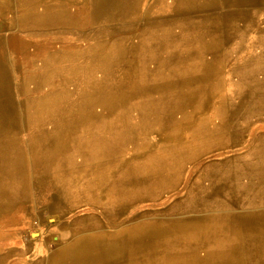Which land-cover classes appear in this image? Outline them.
I'll list each match as a JSON object with an SVG mask.
<instances>
[{"label": "rangeland", "instance_id": "374dc122", "mask_svg": "<svg viewBox=\"0 0 264 264\" xmlns=\"http://www.w3.org/2000/svg\"><path fill=\"white\" fill-rule=\"evenodd\" d=\"M185 39L212 60L187 71ZM259 61L264 0H0V264H264V217L248 218L264 158L247 160L264 114L212 111L234 103L218 81ZM191 77L202 109L175 103L176 124L148 126L140 106L162 111ZM150 151L167 183L125 173Z\"/></svg>", "mask_w": 264, "mask_h": 264}, {"label": "bare ground", "instance_id": "6f19581e", "mask_svg": "<svg viewBox=\"0 0 264 264\" xmlns=\"http://www.w3.org/2000/svg\"><path fill=\"white\" fill-rule=\"evenodd\" d=\"M187 41V39H185ZM188 42V41H187ZM225 46V49H230L231 48V43H223ZM202 44L200 42L196 43L195 45H191L190 42H188L186 45L183 46V50L186 49V57H187V65L184 66L188 67L192 66L195 61L199 62H207L211 61L212 56H204L200 54ZM237 48H235L233 51H236ZM202 56V57H200ZM199 60H198V59ZM182 60V59H181ZM180 59H176V61H173L174 63L180 62ZM250 70H248V73L244 69H239L238 71L234 70L233 73L230 74V79L227 81H222L221 79L218 81V85L216 86V89L220 88H225L230 91L233 97V104L230 106H225L222 101L217 102L214 107L212 106V111L214 118L220 117V121L222 123V120L225 118L232 119L234 122L238 123L239 121H245L250 120L251 118H256L257 114H264V61H259L257 63L251 64ZM247 77V78H246ZM174 89H169L167 91V99L165 101L160 102V105H163V110L160 112H156L154 108H151L150 104H142L138 110H141L138 114L140 116H143L146 118L148 121V126L149 125H160L164 126L167 124V122H170V126H173L176 124L174 118L172 115H167V107H172L173 105H179L181 106H186L191 105L192 103L196 102L197 105V110L202 109L201 106L203 100H201L199 96V90L200 88L196 85V78H188L184 82V85L182 86V89H178L175 85L177 84L176 81H173ZM181 84V83H180ZM181 86V85H180ZM183 96L182 99L176 101V98L179 97V95ZM243 96L244 101L239 97ZM199 100V101H198ZM237 100V101H236ZM236 101V102H235ZM195 103V104H196ZM144 106V107H143ZM143 107V108H142ZM195 107V106H194ZM235 107V108H233ZM195 110V111H197ZM185 117H187L189 114H182ZM139 116V117H140ZM174 121V122H173ZM169 126V128H170ZM203 127L199 131H194L193 133L190 134V137L187 138V144L193 143L194 139L199 137L201 134L206 131ZM118 131V130H117ZM116 131V132H117ZM218 132V131H217ZM101 133V136H103V132ZM218 133L215 135L217 136ZM98 136V135H97ZM89 148L92 150L93 153L97 152H104L103 149H101L100 144H99V139L97 137H93L92 139V144L89 146ZM179 153H180V162L178 163L177 167L179 168L183 163L182 161L185 159H189L192 155L188 154L187 149L182 145L179 147ZM264 149V146L260 145L259 148H256L250 155L249 159L247 160H257V158H264V152H261V150ZM107 149H105L104 154H96L94 157V160L98 162V164L93 168V170H99L100 168H104L107 164V161L110 157V155H107ZM156 151H150L146 160V164L144 165H139L138 163H131V165L125 170L126 174H131V173H136L139 172L140 169H149L148 172H155L157 178H161L164 180V183H167V176L164 174L163 171L158 170V164L155 162L157 160L156 158ZM101 157V158H100ZM251 157V158H250ZM92 158V157H91ZM184 165V164H183ZM184 167V166H183ZM215 169V166H207L204 171L201 172V181L202 183L207 182V180L211 176V171ZM228 170V169H227ZM221 181L224 180V178H218ZM263 190V189H262ZM258 191V196L261 195L262 201L264 202V190L263 191ZM264 204V203H263ZM263 214L256 215H250L249 221H254L253 219H259L261 217H264V211H261ZM258 222V221H257Z\"/></svg>", "mask_w": 264, "mask_h": 264}]
</instances>
